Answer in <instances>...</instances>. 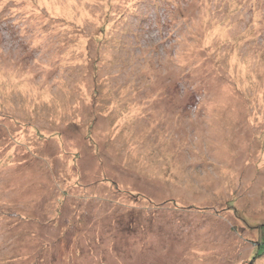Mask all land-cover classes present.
Instances as JSON below:
<instances>
[{
  "label": "rangeland",
  "instance_id": "rangeland-1",
  "mask_svg": "<svg viewBox=\"0 0 264 264\" xmlns=\"http://www.w3.org/2000/svg\"><path fill=\"white\" fill-rule=\"evenodd\" d=\"M261 239L264 0H0V264H264Z\"/></svg>",
  "mask_w": 264,
  "mask_h": 264
},
{
  "label": "trees",
  "instance_id": "trees-1",
  "mask_svg": "<svg viewBox=\"0 0 264 264\" xmlns=\"http://www.w3.org/2000/svg\"><path fill=\"white\" fill-rule=\"evenodd\" d=\"M99 79V78H98ZM261 242H262V239H261V241L259 242V244H257V245H260L259 246V249L256 247V254L257 255H260V254H262L264 251H262V244H261Z\"/></svg>",
  "mask_w": 264,
  "mask_h": 264
}]
</instances>
